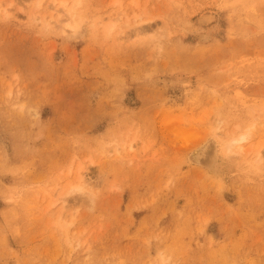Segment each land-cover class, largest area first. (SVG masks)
<instances>
[{
  "label": "rangeland",
  "instance_id": "1",
  "mask_svg": "<svg viewBox=\"0 0 264 264\" xmlns=\"http://www.w3.org/2000/svg\"><path fill=\"white\" fill-rule=\"evenodd\" d=\"M36 1L0 0V264H264V0Z\"/></svg>",
  "mask_w": 264,
  "mask_h": 264
},
{
  "label": "bare ground",
  "instance_id": "2",
  "mask_svg": "<svg viewBox=\"0 0 264 264\" xmlns=\"http://www.w3.org/2000/svg\"><path fill=\"white\" fill-rule=\"evenodd\" d=\"M41 1L42 0H37L36 2H37V4H40L41 3ZM53 1H55V0H53ZM73 1H75L74 3H76L77 1L78 2H80L79 0H73ZM73 1L72 2H70V3H72L73 4ZM50 2H52V1H50ZM67 1L66 0H59L58 1V5H61V7L62 6H64L65 7V3H66ZM72 4H70V5H72ZM80 4V3H79ZM51 5V4H50ZM52 7H53V5H51ZM77 5H75V6H72V8H73V12H75L74 10H77V9H75V7H76ZM63 7V8H64ZM39 8V7H38ZM62 8V9H63ZM71 8V7H70ZM71 8V9H72ZM78 8V7H77ZM71 9L69 10V11H71ZM3 10H6V9H4L3 8ZM49 10H51V9H49ZM52 11V10H51ZM50 11V12H51ZM57 11V10H56ZM71 11V12H72ZM49 12V13H50ZM70 15H72V17H70V20H68V19H66L64 16V18L66 19H64L66 22H65V24L63 23V21H61L63 24H64V26L65 27H67V29L68 28H70V30L72 29V31H75V32H77L80 28H81V24H82V22H83V19H81L80 18V16L79 15H77V16H73V14H71L70 12H68ZM76 13V12H75ZM48 14V13H47ZM67 14V13H66ZM49 15V14H48ZM43 16V15H42ZM41 16V17H42ZM45 14H44V16H43V22H45ZM79 16V17H78ZM50 17H52L51 15H50ZM49 17V19H47L49 22L51 21V19L52 18H50ZM62 17V16H61ZM60 17V18H61ZM67 17V16H66ZM59 18V19H60ZM41 20H42V18H41ZM213 20V15L212 14H210V13H204V14H201L200 16H199V18L197 19V21H198V23H199V25H205V24H208L209 22H211ZM48 23V22H47ZM46 23V24H47ZM60 23V22H59ZM62 24V25H63ZM47 25H50V23L49 24H47ZM61 25V24H60ZM62 25H61V27H62ZM65 27H62V28H65ZM113 27V26H112ZM61 28V29H62ZM111 28V27H110ZM66 29V28H65ZM69 30V31H70ZM64 31H66V30H64ZM198 39L201 41V42H205V41H208L209 39H210V36H209V34L207 33V32H205V31H201V32H199L198 33ZM161 76L160 75H158V76H155V77H153V79H152V81L154 82V83H156V82H160L161 81ZM249 136H250V133L249 132H243V133H241L238 137H233V138H231L230 139V141L227 143V144H225V147H224V149H223V153L222 152H214L213 151V149H211L210 148V145H208L207 143H206V140L204 139V138H201V139H199L197 142H195L194 143V145H192V148H190V153H189V157L194 161V162H199L200 160H203V161H205V162H207V161H209V162H212V163H214L215 161H216V157L217 158H219V156H220V154H222L223 156H225L226 158L228 157V158H230V157H232V156H234V155H236V154H238V153H240L241 151H242V148H241V143L242 142H244V141H246L248 138H249ZM132 146V144H130V146H129V148ZM222 158H224V157H222ZM220 159H221V156H220ZM255 159H256V161L259 163V164H264V155L262 156V152L260 153V149L259 148H257L256 150H255ZM224 160V159H223ZM221 164V163H220ZM79 168H81V167H79ZM78 168V169H79ZM77 169V170H78ZM82 175H85L84 173H77V179H79L78 180V182H76L77 180H75V184H72V185H70V187H68L69 189H70V191L71 190H80L79 192H82L83 193V185H88L87 183V181H86V179H84V176H82ZM87 178V177H86ZM67 188V189H68Z\"/></svg>",
  "mask_w": 264,
  "mask_h": 264
}]
</instances>
